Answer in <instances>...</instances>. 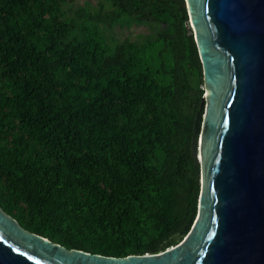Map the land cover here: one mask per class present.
<instances>
[{
	"label": "trees",
	"instance_id": "1",
	"mask_svg": "<svg viewBox=\"0 0 264 264\" xmlns=\"http://www.w3.org/2000/svg\"><path fill=\"white\" fill-rule=\"evenodd\" d=\"M204 95L185 0H0V206L69 250L159 253L198 214Z\"/></svg>",
	"mask_w": 264,
	"mask_h": 264
},
{
	"label": "water",
	"instance_id": "2",
	"mask_svg": "<svg viewBox=\"0 0 264 264\" xmlns=\"http://www.w3.org/2000/svg\"><path fill=\"white\" fill-rule=\"evenodd\" d=\"M203 66L202 171L190 232L110 258L31 233L0 206V264H264V0H185Z\"/></svg>",
	"mask_w": 264,
	"mask_h": 264
},
{
	"label": "rangeland",
	"instance_id": "3",
	"mask_svg": "<svg viewBox=\"0 0 264 264\" xmlns=\"http://www.w3.org/2000/svg\"><path fill=\"white\" fill-rule=\"evenodd\" d=\"M91 1L93 2V4H95V3L98 2V0H91ZM144 28H146V27L133 26L132 28H129V29L126 28V29L122 30V34L120 33L119 37L121 39H125L127 37L135 38V36L137 34H139L140 32H144ZM116 35H118V31L116 32ZM202 119H203V116H202ZM201 129H202V126H201ZM201 129H200V133H199V136H198V139H197V151H196V160H197V162L199 164H201L200 147H199L200 136H201ZM199 182H200V188H201V184H202V171H201L200 176H199Z\"/></svg>",
	"mask_w": 264,
	"mask_h": 264
}]
</instances>
